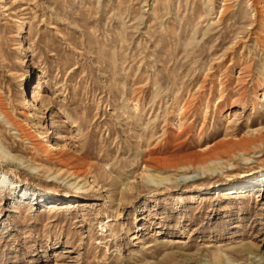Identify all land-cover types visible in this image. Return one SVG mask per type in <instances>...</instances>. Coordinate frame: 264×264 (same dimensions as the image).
I'll list each match as a JSON object with an SVG mask.
<instances>
[{
	"label": "rangeland",
	"instance_id": "1",
	"mask_svg": "<svg viewBox=\"0 0 264 264\" xmlns=\"http://www.w3.org/2000/svg\"><path fill=\"white\" fill-rule=\"evenodd\" d=\"M259 2L0 0V264H264Z\"/></svg>",
	"mask_w": 264,
	"mask_h": 264
},
{
	"label": "bare ground",
	"instance_id": "2",
	"mask_svg": "<svg viewBox=\"0 0 264 264\" xmlns=\"http://www.w3.org/2000/svg\"><path fill=\"white\" fill-rule=\"evenodd\" d=\"M260 3V2H259ZM259 7H260V13H261V9H264V3L263 2H261L260 4H259ZM258 8V7H257ZM257 11V10H256ZM223 14V13H222ZM255 17V16H254ZM256 20V19H255ZM254 21V20H253ZM257 21L259 22V26H258V30L256 31V35H254L255 36V38H256V41L257 42H259L260 44H261V46H262V49H263V52H264V15H260V16H258V18H257ZM237 42V41H236ZM239 43V42H238ZM244 44V43H243ZM235 46V45H234ZM245 46V45H244ZM233 48V47H232ZM231 50V49H230ZM229 51V50H228ZM236 54V53H235ZM238 80V79H237ZM240 80V79H239ZM242 80V79H241ZM241 80H240V82H241ZM35 87H37V85L35 86ZM34 92V91H33ZM0 114H2V115H4V113L3 112H0ZM8 114V113H7ZM2 118V117H1ZM3 118L7 121V123L9 124V125H13V123H12V121L11 120H9V118L7 117H5V116H3ZM263 137V136H262ZM248 143L249 142H239L237 145H240V146H247L248 145ZM211 145H214V144H211ZM216 145V144H215ZM210 147V146H209ZM215 151V147L213 146V147H210L209 149H207V151H205V152H203L202 153V156L201 157H197V158H194L195 160H189V159H187L185 162H188V164H186L185 162H184V165L183 166H186V165H192V166H194V165H203V164H206V163H208V161H210L209 159H210V157H212L213 156V154L215 153L214 152ZM180 164V163H179ZM182 164V163H181ZM77 176H79V175H77ZM257 177V176H256ZM84 178V177H83ZM0 181H1V179H0ZM5 187L6 186H4L2 183H0V191H2V190H4L5 189ZM209 190V189H208ZM210 190H215V192L214 193H217V196H219V194L220 193H225L226 191L225 190H223V189H221V188H219V187H215V188H211ZM236 192H238V191H236ZM258 196L261 194V190H259L258 192ZM239 195V194H238ZM203 198H206V197H203ZM15 209H17V208H15Z\"/></svg>",
	"mask_w": 264,
	"mask_h": 264
}]
</instances>
